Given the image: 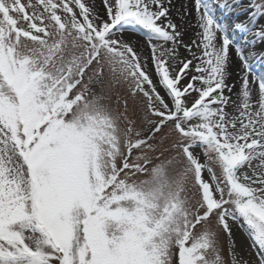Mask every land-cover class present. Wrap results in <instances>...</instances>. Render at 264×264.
I'll return each instance as SVG.
<instances>
[{"label":"snow or ice","instance_id":"1","mask_svg":"<svg viewBox=\"0 0 264 264\" xmlns=\"http://www.w3.org/2000/svg\"><path fill=\"white\" fill-rule=\"evenodd\" d=\"M103 5L0 0V264H226L230 221L264 264V0H194L187 44L186 6Z\"/></svg>","mask_w":264,"mask_h":264},{"label":"rangeland","instance_id":"2","mask_svg":"<svg viewBox=\"0 0 264 264\" xmlns=\"http://www.w3.org/2000/svg\"><path fill=\"white\" fill-rule=\"evenodd\" d=\"M193 4H194V0ZM23 3L27 4L28 0H22ZM82 2H84L85 4H92L94 2L95 4V11L100 15V16H105V8L103 5V0H82ZM188 2L190 3L187 7H189V9L193 10V4L191 3V0H188ZM229 2H231V0H229ZM33 3H35V0H33ZM184 5L182 6V4H179L178 0H172V8H171V12L170 15L172 17V19L180 24L181 21L178 19V11L182 12L184 10ZM215 7V4H214ZM188 9V15L187 17L184 19L183 21V40L184 42L190 43L192 41V39L195 38V34L197 32V30H195L194 25L196 24L195 21L192 22V20H190V16L189 14H191V11ZM29 11H31V9H28ZM74 11L78 12V9L74 8ZM216 14L219 17V19L221 20V22L229 25L230 27V34L232 35V33H235L238 40L243 39V33H240L238 31L233 32L231 31V23L236 19L235 16V12L233 11H229L227 9H220L219 7H216ZM106 18V16H105ZM242 19V18H241ZM131 34H133L134 36H138L139 38H144L145 39V35L142 31H136V32H132V31H127ZM119 35V36H118ZM123 37V36H122ZM117 38H121V34H117ZM125 41H129L131 42L134 47L136 48V50L143 56V57H148V63H147V70L149 72V74L151 75V78L153 79V82H157V76L155 75L154 72V68L151 62V51L150 48L148 47L147 43L144 41V45H141L139 43V40L137 39H127ZM260 43H257L256 45H259ZM255 45V46H256ZM264 45V44H263ZM168 45H165V47H167ZM248 49H246L247 51ZM179 54H180V58H184L188 55V53L186 52V50L184 48H180L179 49ZM235 55V54H234ZM260 55H264V50L261 52ZM236 58V59H235ZM235 58L232 57V70L229 68V71L231 72V77L229 80V83H233L236 85V87L233 89L234 92L239 90V80H240V62L238 60V58L235 55ZM255 71L259 74V73H264V60H259L258 62L255 63L254 65ZM157 91H162L163 94H165L164 89L157 83ZM165 98L167 99V97L165 96ZM197 151H199V149H197ZM201 159H203V157L201 156ZM206 178L207 175L205 174ZM214 219V218H213ZM242 223V221H241ZM230 227H231V232H232V242L230 243L227 241V238L224 237L223 235L221 236V252L220 254L222 255V257L225 259L226 264H230V253H229V248H233V250L235 252H237L239 254V257H242L243 259L248 261V264H256L257 262V256H256V249L253 247L251 240L249 238V236L247 235V233L245 232L244 228H242L240 226L239 223L236 222H231L230 221Z\"/></svg>","mask_w":264,"mask_h":264},{"label":"bare ground","instance_id":"3","mask_svg":"<svg viewBox=\"0 0 264 264\" xmlns=\"http://www.w3.org/2000/svg\"><path fill=\"white\" fill-rule=\"evenodd\" d=\"M175 1V0H174ZM178 2H179V4H182V6L184 5V6H188L190 3L188 2V0H178ZM191 3L193 4V1L191 0ZM193 6V10H191V9H189V7H188V9L191 11V14H189V16H190V20H192V22L193 21H195L196 22V13H195V9H194V4L192 5ZM172 8V7H171ZM194 25V28H195V30H197L198 31V28L196 27V24H193ZM117 34H119V33H117ZM232 35H235V33H232ZM119 36V35H118ZM122 38L124 39V40H127V39H137V40H139V43L141 44V45H144V41L146 42V40L144 39V38H139L138 36H134L133 34H131V33H129V32H124L123 34H122ZM236 39H237V37L236 36H234ZM238 40V39H237ZM264 50V45L263 44H259V45H256V46H253L252 48H251V51H253V52H255V53H257V55H260L261 54V52ZM230 52H231V63H230V69L232 70V57H234L235 58V51H234V49H230ZM236 59V58H235ZM258 62V61H257ZM160 94L163 96L164 94H163V92L162 91H160ZM166 99V98H165Z\"/></svg>","mask_w":264,"mask_h":264}]
</instances>
